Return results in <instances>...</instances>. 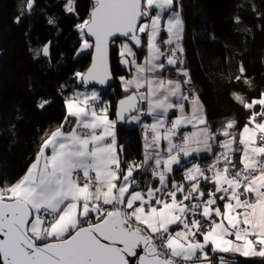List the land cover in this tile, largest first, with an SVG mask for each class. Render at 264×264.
Returning a JSON list of instances; mask_svg holds the SVG:
<instances>
[{"label":"snow or ice","instance_id":"1","mask_svg":"<svg viewBox=\"0 0 264 264\" xmlns=\"http://www.w3.org/2000/svg\"><path fill=\"white\" fill-rule=\"evenodd\" d=\"M34 3L26 0L25 10ZM73 5L67 0L66 10L73 12ZM172 7L173 0H92L88 18L76 25L80 51L91 49L92 63L75 76L85 85L105 84L112 78L110 48L118 44L120 63L131 74L120 80L131 94L118 102L116 120L107 103L98 106L96 91L65 98L64 120L45 133L25 174L0 186V264H214L209 247L264 264V92L250 102L233 92L249 113L247 122L237 130V121L228 120L213 133L199 95L183 87L191 80L175 42L184 25L176 12L163 19ZM162 32L168 36L163 44L175 47L161 49ZM133 46L146 48L142 62ZM42 51L47 56L48 46ZM166 64L185 79L158 75ZM239 73L235 80L251 87L243 65ZM144 115L153 122L142 125L143 160L125 168L117 120L139 123ZM189 126L192 131L181 133ZM213 143L222 151L206 169L192 163L183 182L169 186L181 157L212 153ZM149 169L158 184L137 190L135 173ZM220 264L235 262L221 256Z\"/></svg>","mask_w":264,"mask_h":264},{"label":"trees","instance_id":"2","mask_svg":"<svg viewBox=\"0 0 264 264\" xmlns=\"http://www.w3.org/2000/svg\"><path fill=\"white\" fill-rule=\"evenodd\" d=\"M25 2L0 0V186L13 184L25 174L45 133L64 120L65 98L83 86L75 73H83L90 62L91 49L78 55L82 41L76 25L88 18L91 0H74L71 13L66 11V0H35L30 12L25 10ZM173 3L178 6L184 25L183 67L189 73V85L204 106L210 130L216 133L228 120L237 121L239 130L249 113L233 99L232 93H239L250 102L264 92V0ZM22 10L21 22L16 23ZM49 20L53 23L49 24ZM164 36L162 32V50L166 49ZM46 43L49 54L43 56L41 49ZM135 52L140 59L146 48ZM119 58L114 44L110 48L114 83L103 90L112 120L117 100L127 94L119 87L118 78L125 73L119 67ZM241 65L251 87L243 80H235ZM42 100L50 103L40 108ZM115 133L117 145L123 148L122 166L126 168L130 161L137 163L142 152L139 129L116 125ZM222 138L217 136L218 141ZM238 159L239 153L237 164ZM135 176L138 189L156 185L147 173L137 172ZM226 258L237 259L239 264H261L260 259Z\"/></svg>","mask_w":264,"mask_h":264},{"label":"crops","instance_id":"3","mask_svg":"<svg viewBox=\"0 0 264 264\" xmlns=\"http://www.w3.org/2000/svg\"><path fill=\"white\" fill-rule=\"evenodd\" d=\"M175 11L174 8H171V11L170 10H167V12L165 13L164 15V20H167L168 19V16L171 15L173 12ZM181 40H179L177 43H179ZM175 44L173 45H168L167 47H172L174 46ZM117 46L119 47V45L117 44ZM165 51V50H164ZM166 63V62H165ZM173 67L172 66H169L166 64L165 66V69L158 73V75L160 76H163L165 78H171V79H179L181 82L185 79V77L183 76H177L176 74V69L174 71H172ZM171 70V71H170ZM164 74V75H163ZM121 81V80H120ZM121 83V82H120ZM122 84V83H121ZM184 89H185V85H183ZM123 88V86H122ZM134 89V88H133ZM94 91V89H85L84 87H79L77 89L74 90V92L71 94L73 95L75 92H81V93H84V92H92ZM135 91V89H134ZM141 91H144V89H142ZM97 92V91H96ZM70 95V96H71ZM99 95V94H98ZM99 100H100V95H99ZM106 102L105 101H102V106L105 104ZM101 106V107H102ZM143 108L146 109V104L142 105ZM173 111H170L169 112V118H174V115H173ZM178 114V113H176ZM145 116V115H144ZM144 116L141 117V120L139 123L137 122H128V124L131 126L130 128L132 127H138L140 124L141 126L144 124V123H147V124H151L153 122L152 120V117L151 116H147V118H145L144 120ZM57 126L53 127L48 133L50 134L53 130L56 129ZM71 127V124L67 125V128H65V130H68L69 128ZM142 144H141V149H142V160H143V153H144V129L142 127ZM192 131L191 129V126L187 127V128H183L181 129V133L183 132H190ZM149 135H151V133L149 132ZM224 139V138H223ZM42 144V143H41ZM41 146V145H40ZM118 146V145H117ZM165 147H166V143H165ZM40 148V147H39ZM119 148V146H118ZM219 144L218 143H213V151L212 153H207V152H202L200 153L199 155L197 154H193L192 156L190 157H187V158H184V157H181V164L180 165H174V171L173 173L170 174L169 176V186H171V181L172 180H176L178 181L179 180V177L181 178V182H183V176H184V171H185V168L186 167H191L192 163H198L202 168H205L206 169V166L204 165L203 161L204 159L206 158H210V157H214L215 158V154L217 153V151L219 150ZM221 149V148H220ZM48 154H50V149L49 150H46ZM219 152V151H218ZM166 155V153H165ZM35 160V159H34ZM122 160V159H121ZM33 163V162H32ZM212 163V162H211ZM210 163V164H211ZM178 173V174H177ZM180 175V176H178ZM158 184V181L156 180V185ZM155 185V186H156ZM208 187H211V185H205V188L207 189ZM137 190H141V189H137ZM173 228L175 229L176 226H173ZM208 255H209V258L214 262V264H220V257L223 256L226 260H229V261H233L235 262V264H239V261L237 259H228L226 258V256H236V257H240V258H243V259H260V258H245V257H241L239 256L238 254H233V253H213L211 251V248L209 247L208 248Z\"/></svg>","mask_w":264,"mask_h":264},{"label":"rangeland","instance_id":"4","mask_svg":"<svg viewBox=\"0 0 264 264\" xmlns=\"http://www.w3.org/2000/svg\"><path fill=\"white\" fill-rule=\"evenodd\" d=\"M66 5H67V0H66ZM174 7H176V8H174ZM65 8H66V6H65ZM172 8H174L175 9V11H173L172 10V12H176V13H179V9H178V6H176V5H174V3H173V7ZM170 11H171V9H169ZM67 11V10H66ZM68 13H71V12H69V11H67ZM165 15V14H164ZM179 15H180V13H179ZM164 19V18H163ZM164 34H165V36H164V40L165 39H167L168 38V36H167V32H164ZM182 39V38H181ZM180 39V40H181ZM178 42V41H177ZM177 42H175V43H177ZM174 43V44H175ZM179 44L181 45V41L179 42ZM45 45H47L48 46V49H49V43H46ZM44 45V46H45ZM117 45V44H116ZM44 46L42 47V49L44 48ZM165 46V51H167V49H168V45H164ZM172 47H175V45L174 46H172ZM117 48H118V52H119V47L117 46ZM42 49H41V51H42ZM135 51V50H134ZM85 52H87V50H84V51H80V48H79V50H78V55H81V54H83V53H85ZM147 55V51L145 52V55L144 56H142L140 59H138V62H142L143 61V59H144V57ZM178 55H179V53H178ZM44 56V55H43ZM48 56V55H47ZM172 69V68H171ZM175 70V68H173L172 69V71H174ZM171 71V70H170ZM164 75V74H163ZM120 77H125V78H128V79H130L131 78V74H126V72L123 74V75H121V76H119V78H118V80H119V87H120V89L124 92V90H123V88H122V84L120 83L121 81H120ZM82 87H84V86H82ZM85 89H87L86 87H84ZM88 89H94V91H97V93L100 95V100H99V103H98V106L99 107H101L102 106V101H105V102H107V99L105 98V96H104V93H103V89H101V88H88ZM185 90L186 91H188L189 93L191 92V90H193V88H192V86H190L189 84H187V85H185ZM131 91H134V89H132ZM125 93V92H124ZM129 93H131V92H129ZM129 93H127L126 95H128ZM125 95V96H126ZM124 97V96H123ZM122 98V97H121ZM119 100V99H118ZM117 100V101H118ZM142 106V105H141ZM145 118H147V115H145L144 116V120H145ZM115 120V119H114ZM125 126L126 127H128V128H130L131 126L128 124V120H126V122H125ZM138 129H139V131H140V133H141V135H142V126H141V124L137 127ZM224 138V137H223ZM222 138V139H223ZM217 141H218V139H217ZM219 152L220 151H222V149H220L219 148V150H218ZM217 151V153H219ZM215 158L214 157H210V158H206V159H204V161H203V163H204V165L206 166V168H207V166L211 163V162H213V160H214ZM239 160V159H238ZM142 161V152H141V159L140 160H137V163H140ZM127 167V166H126ZM149 171V170H148ZM148 171H140L142 174H144V173H147L148 174ZM178 174V173H177ZM152 178V177H151ZM181 178L179 177V180H178V182H181V180H180ZM152 180H153V178H152ZM177 180V179H176ZM152 185V184H151ZM154 186V185H153ZM146 190V189H145Z\"/></svg>","mask_w":264,"mask_h":264},{"label":"water","instance_id":"5","mask_svg":"<svg viewBox=\"0 0 264 264\" xmlns=\"http://www.w3.org/2000/svg\"><path fill=\"white\" fill-rule=\"evenodd\" d=\"M91 2H92V0H91ZM122 39V38H121ZM134 47V50L135 51H139L141 48H135V46H133ZM91 63H92V50H91V53H90V62H89V65H88V67L85 69V71L84 72H86L87 70H88V68L91 66ZM118 64H119V67H120V69L122 70V71H124V72H126V74H130V72H129V70H128V68H126L124 65H122L121 63H120V58H119V61H118ZM109 69H110V71H111V66H110V54H109ZM83 72V73H84ZM112 74V73H111ZM82 83V82H81ZM113 83H114V79H113V76H112V78L110 79V80H108L105 84H98V83H96V82H94V81H92V82H89L87 85H85L84 83H82V85L84 86V87H86V88H101V89H103V90H108V89H110L112 86H113ZM131 93H129L128 95H130ZM123 98H125V96L124 97H122V98H120L117 102H116V104H115V112H114V119L116 120V108H117V105H118V102L121 100V99H123ZM126 120L127 119H125L124 121H119V120H117V123H116V125L117 126H125V122H126Z\"/></svg>","mask_w":264,"mask_h":264},{"label":"built area","instance_id":"6","mask_svg":"<svg viewBox=\"0 0 264 264\" xmlns=\"http://www.w3.org/2000/svg\"><path fill=\"white\" fill-rule=\"evenodd\" d=\"M148 174L151 175V171H150V169H149V171H148ZM151 176H152V175H151Z\"/></svg>","mask_w":264,"mask_h":264},{"label":"bare ground","instance_id":"7","mask_svg":"<svg viewBox=\"0 0 264 264\" xmlns=\"http://www.w3.org/2000/svg\"><path fill=\"white\" fill-rule=\"evenodd\" d=\"M151 176V175H150ZM152 177V176H151Z\"/></svg>","mask_w":264,"mask_h":264}]
</instances>
